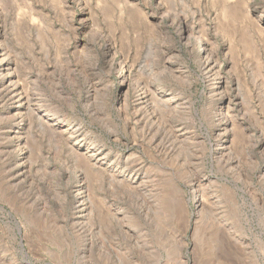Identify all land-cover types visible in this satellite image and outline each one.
<instances>
[{"label":"rangeland","instance_id":"obj_1","mask_svg":"<svg viewBox=\"0 0 264 264\" xmlns=\"http://www.w3.org/2000/svg\"><path fill=\"white\" fill-rule=\"evenodd\" d=\"M0 264H264V0H0Z\"/></svg>","mask_w":264,"mask_h":264},{"label":"bare ground","instance_id":"obj_2","mask_svg":"<svg viewBox=\"0 0 264 264\" xmlns=\"http://www.w3.org/2000/svg\"><path fill=\"white\" fill-rule=\"evenodd\" d=\"M252 46V45H251ZM166 151V150H165ZM206 204V203H205ZM204 205V204H203Z\"/></svg>","mask_w":264,"mask_h":264}]
</instances>
